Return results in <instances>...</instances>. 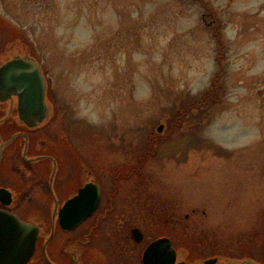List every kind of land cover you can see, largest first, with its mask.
<instances>
[{
	"label": "rangeland",
	"instance_id": "obj_1",
	"mask_svg": "<svg viewBox=\"0 0 264 264\" xmlns=\"http://www.w3.org/2000/svg\"><path fill=\"white\" fill-rule=\"evenodd\" d=\"M4 44L43 63L68 171L76 155L109 175L139 157L121 187L145 217L264 262V0H0Z\"/></svg>",
	"mask_w": 264,
	"mask_h": 264
},
{
	"label": "flooded vegetation",
	"instance_id": "obj_2",
	"mask_svg": "<svg viewBox=\"0 0 264 264\" xmlns=\"http://www.w3.org/2000/svg\"><path fill=\"white\" fill-rule=\"evenodd\" d=\"M5 45L0 47V59L5 48L9 55L16 52ZM5 62L1 59L0 67ZM3 96L0 211L38 227L35 251L25 264H146V256L151 264H172L174 255L175 264H203L208 258L226 257L215 251L204 254L193 249L195 244L188 243L187 219L145 217L142 208L151 203H142L135 187L129 186L132 192L122 191V184L141 176L139 157L132 170L112 171L109 175L87 156L76 155L68 171L61 147L62 130L58 129L53 137L47 129L49 124L29 126L19 118L18 95ZM88 184L99 186L97 207L76 226L65 227L58 218L59 210ZM90 196L86 194L74 206H84Z\"/></svg>",
	"mask_w": 264,
	"mask_h": 264
},
{
	"label": "water",
	"instance_id": "obj_3",
	"mask_svg": "<svg viewBox=\"0 0 264 264\" xmlns=\"http://www.w3.org/2000/svg\"><path fill=\"white\" fill-rule=\"evenodd\" d=\"M27 46V44H24ZM7 46H10L9 44ZM9 50L16 48L10 46ZM17 51V50H15ZM6 62L0 67V95L8 98L11 94L19 97V118L31 127L45 125L52 116L49 101V85L45 72L34 54L24 46L23 51L7 54ZM7 54V55H6ZM163 130L160 126L159 131ZM96 187L95 191L93 188ZM91 195L84 206H74L84 196ZM100 201L99 186L88 184L81 189L78 196L68 199L59 210L58 218L65 227H74L90 215ZM38 238V227L22 221L11 213L0 211V264H25L33 255ZM173 257L172 264H175ZM149 257H145L146 264ZM264 264L252 258L214 257L203 261V264Z\"/></svg>",
	"mask_w": 264,
	"mask_h": 264
}]
</instances>
